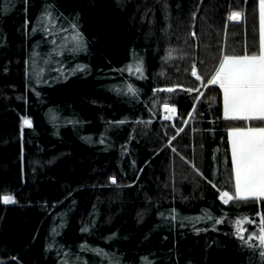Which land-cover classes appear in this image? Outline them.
<instances>
[{"label": "trees", "instance_id": "1", "mask_svg": "<svg viewBox=\"0 0 264 264\" xmlns=\"http://www.w3.org/2000/svg\"><path fill=\"white\" fill-rule=\"evenodd\" d=\"M259 9L0 0V264H264V199H221L229 130L264 121L225 118L208 82L259 50Z\"/></svg>", "mask_w": 264, "mask_h": 264}, {"label": "snow or ice", "instance_id": "2", "mask_svg": "<svg viewBox=\"0 0 264 264\" xmlns=\"http://www.w3.org/2000/svg\"><path fill=\"white\" fill-rule=\"evenodd\" d=\"M260 14L264 29V0H260ZM239 16V13H233L232 19H238ZM261 39L258 54L240 56L225 54L215 75L208 81L210 84H218L223 89L225 117L264 120V32ZM193 75L198 80H203L197 72L194 71ZM187 91L192 92L194 89L189 88ZM164 107L169 109L167 104ZM170 110L176 111L174 107ZM25 123L30 124V121L26 120ZM231 154L235 165V197L225 191L221 199L225 203L233 198L264 199V126L231 129ZM13 199L9 195L3 196L5 203ZM241 223L242 221L237 222V228L244 231L240 227ZM260 224L264 225V214H261ZM259 241L261 246H264V226L260 227Z\"/></svg>", "mask_w": 264, "mask_h": 264}, {"label": "crops", "instance_id": "3", "mask_svg": "<svg viewBox=\"0 0 264 264\" xmlns=\"http://www.w3.org/2000/svg\"><path fill=\"white\" fill-rule=\"evenodd\" d=\"M259 20H260V25H259V30H260V35H259V50L256 52V53H254V54H250V55H255V54H258L259 53V51H260V47H261V43H262V32H264V29H262V23H261V14H260V9H259ZM221 91H222V102H223V89H221ZM223 115H224V110H223ZM225 117V116H224ZM225 118H228V119H242V118H229V117H225ZM250 120H257V121H259L260 119H257V118H252V119H250ZM262 121H264V120H262ZM260 126H264V124H259V125H257V126H251V127H260ZM235 128H237V127H235ZM231 129H233V128H231ZM231 129L229 130V139H230V144H231ZM233 173H234V178H235V165H234V163H233Z\"/></svg>", "mask_w": 264, "mask_h": 264}, {"label": "rangeland", "instance_id": "4", "mask_svg": "<svg viewBox=\"0 0 264 264\" xmlns=\"http://www.w3.org/2000/svg\"><path fill=\"white\" fill-rule=\"evenodd\" d=\"M118 3H121L123 0H116ZM236 20V19H235ZM43 74H42V77H41V74H40V79L41 78H43ZM38 77V76H37ZM195 93H198V91H195ZM166 105V104H165ZM164 105V106H165ZM167 105H169V107L170 108H175V106H173V105H171V104H167ZM163 106V110L165 109V107ZM176 109V108H175ZM175 117H176V111H175V115L173 116V118L171 119V120H166V121H169V122H173L174 123V120H175ZM27 121H29V120H27ZM25 125L26 126H30V124H26L25 123ZM116 179L115 178H112V184H116ZM121 185V184H120ZM240 221V220H239ZM237 222H238V220H233V221H231V224L234 226V228H235V231H237L238 233H240V234H243L244 232H245V223H244V221H242V223H241V225H240V227L242 228V229H244V231H240V230H238V228H237Z\"/></svg>", "mask_w": 264, "mask_h": 264}, {"label": "built area", "instance_id": "5", "mask_svg": "<svg viewBox=\"0 0 264 264\" xmlns=\"http://www.w3.org/2000/svg\"><path fill=\"white\" fill-rule=\"evenodd\" d=\"M170 109L171 108L169 107V109H164L162 112L163 118L165 120H171L173 118V116L175 115V112H172Z\"/></svg>", "mask_w": 264, "mask_h": 264}]
</instances>
